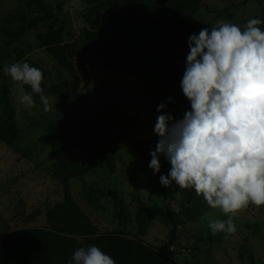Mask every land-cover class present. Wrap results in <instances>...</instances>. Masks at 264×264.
<instances>
[{"label": "rangeland", "instance_id": "rangeland-1", "mask_svg": "<svg viewBox=\"0 0 264 264\" xmlns=\"http://www.w3.org/2000/svg\"><path fill=\"white\" fill-rule=\"evenodd\" d=\"M45 2L55 17L29 25L34 14L26 0H0V240L10 230L45 224L48 206L65 199L64 184L53 179L50 172L54 157L49 129L54 126L56 139L70 142L65 152L80 162L96 157L100 150L116 161L114 170L101 166L70 181L74 200L100 230L121 228L135 234L136 214L143 200L155 214L144 237L173 256L189 264H264V206L250 204L236 213L237 231L228 239L224 233L213 235L207 220H226L230 214L212 209L205 200L191 203L193 218L170 210L183 199L182 190L165 188L159 182V176L167 174L171 165L161 156L160 173L153 175L148 167L150 150L158 140L153 131L158 115L148 113L138 77L106 67L116 57L115 46L98 41L97 27L108 13L106 0ZM128 10L124 7L122 12ZM250 18L264 20V0H199L197 7L192 0H152L148 23L153 60L184 54L180 62H167L162 68H173L172 76L161 85V102L167 104L162 111L180 118L190 108L180 88L190 34L211 28L220 19L243 28ZM260 27L264 30V25ZM47 29H60L65 40L78 49L76 65L87 74L79 89L91 95L82 110L90 134L73 122L70 112L60 109L53 94L46 95L47 111L40 100L35 101L34 108L21 104L19 85L3 72L6 65L20 62L19 52L25 50L45 67L50 82L69 79L68 72L38 40V32ZM169 96L174 97V103L168 101ZM10 110L15 111L20 132L13 141L1 137ZM38 208L42 215L32 217Z\"/></svg>", "mask_w": 264, "mask_h": 264}, {"label": "clouds", "instance_id": "clouds-1", "mask_svg": "<svg viewBox=\"0 0 264 264\" xmlns=\"http://www.w3.org/2000/svg\"><path fill=\"white\" fill-rule=\"evenodd\" d=\"M264 20L250 18L240 25L220 19L188 37L180 88L190 103L177 118L157 105L154 133L158 140L150 150L148 167L161 172L160 157L171 165L159 176L165 188L194 189L226 220L208 218L213 235L228 239L237 228L234 216L250 204L264 206ZM19 85V102L34 108L38 94L44 110L49 100L42 87L43 72L28 62L3 69ZM25 86L31 91H26ZM175 102L174 97H168ZM180 197V192L175 193ZM170 210L179 214L178 205ZM68 264H116L96 245L77 248Z\"/></svg>", "mask_w": 264, "mask_h": 264}, {"label": "trees", "instance_id": "trees-1", "mask_svg": "<svg viewBox=\"0 0 264 264\" xmlns=\"http://www.w3.org/2000/svg\"><path fill=\"white\" fill-rule=\"evenodd\" d=\"M192 3L197 7L199 0H192ZM26 4L34 14L29 25H36L46 18L55 17L45 0H26ZM106 4L108 13L97 27L98 41L101 44L115 46L116 52L115 59L108 61L106 67L138 77L148 113L157 116L159 115L157 105L161 103V85L173 74V68L168 71L162 68L167 62L171 65L180 62L184 54L176 53L168 59L153 60L148 23L152 0H128L126 3H123V0H106ZM124 7H128L129 10L122 12ZM37 37L56 63L68 72L70 78L50 82L45 67L27 55L25 50L19 52V61L28 62L42 70L44 94L57 96L60 109L70 112L73 122L83 132L90 134L91 130L82 115V110L91 100V95L79 89L82 79L87 77V74L76 65L78 49L65 40L60 29L39 31ZM25 89L31 91L28 86H25ZM33 96L35 101L40 100L38 94ZM11 110L7 111L6 124L1 131L2 139L9 141L20 136L15 111ZM49 131L51 154L54 157L50 172L53 179L64 184L65 199L48 206L45 224L22 226L6 232L0 240V264H68L77 248H86L90 245L101 248L116 261V264H189L144 237L149 233L155 214L143 200H140L136 214L138 228L135 234L121 228L100 230L91 220L89 213L74 200L70 181L72 178L83 177L101 166L114 170L115 159L106 151L100 150L96 157H88L87 161L82 163L65 152L70 142L58 141L54 126ZM182 192L183 199L179 204L181 217L193 218L195 213L191 203L204 198L202 195L198 196L194 189H185ZM42 213L43 211L38 208L31 216L36 217Z\"/></svg>", "mask_w": 264, "mask_h": 264}]
</instances>
